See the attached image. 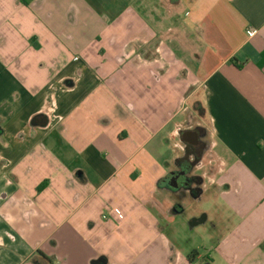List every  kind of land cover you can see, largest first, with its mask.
<instances>
[{
  "label": "crops",
  "instance_id": "crops-1",
  "mask_svg": "<svg viewBox=\"0 0 264 264\" xmlns=\"http://www.w3.org/2000/svg\"><path fill=\"white\" fill-rule=\"evenodd\" d=\"M262 54L264 0H0V264H264ZM193 95L200 184L175 192ZM205 193L219 262L172 238Z\"/></svg>",
  "mask_w": 264,
  "mask_h": 264
},
{
  "label": "rangeland",
  "instance_id": "rangeland-1",
  "mask_svg": "<svg viewBox=\"0 0 264 264\" xmlns=\"http://www.w3.org/2000/svg\"><path fill=\"white\" fill-rule=\"evenodd\" d=\"M199 98L193 95L187 102L188 111L185 127L193 128L198 126L208 135V124ZM185 208L184 217L181 216V218L184 219L186 217L187 222L175 224L176 230H174L172 235L173 242L176 244L178 251L184 254L188 250L190 256V253L195 251L214 257L215 252L210 249L216 243L219 235L223 234V226L225 225V218L228 213L225 199L216 194L205 193L201 201H188ZM203 214L207 215L208 220L205 223L190 227L188 219L200 217ZM215 258L218 262L220 261L217 256ZM205 262L203 261L201 264H205Z\"/></svg>",
  "mask_w": 264,
  "mask_h": 264
},
{
  "label": "flooded vegetation",
  "instance_id": "flooded-vegetation-1",
  "mask_svg": "<svg viewBox=\"0 0 264 264\" xmlns=\"http://www.w3.org/2000/svg\"><path fill=\"white\" fill-rule=\"evenodd\" d=\"M181 138L185 144V155L177 162L176 169L173 170L166 179V184L175 192L195 193L199 189L200 178L193 174L197 164V159L206 148V133L198 126L189 128L181 133Z\"/></svg>",
  "mask_w": 264,
  "mask_h": 264
},
{
  "label": "built area",
  "instance_id": "built-area-1",
  "mask_svg": "<svg viewBox=\"0 0 264 264\" xmlns=\"http://www.w3.org/2000/svg\"><path fill=\"white\" fill-rule=\"evenodd\" d=\"M246 34H247L248 37L251 38V37L255 36L256 31L253 30V29H248V30L246 31ZM103 218H105V217H103Z\"/></svg>",
  "mask_w": 264,
  "mask_h": 264
},
{
  "label": "trees",
  "instance_id": "trees-1",
  "mask_svg": "<svg viewBox=\"0 0 264 264\" xmlns=\"http://www.w3.org/2000/svg\"><path fill=\"white\" fill-rule=\"evenodd\" d=\"M262 58H264V54H262ZM42 188H43V184L38 187V191L41 190ZM190 254L192 256H194V255H196V252L195 251H192Z\"/></svg>",
  "mask_w": 264,
  "mask_h": 264
},
{
  "label": "water",
  "instance_id": "water-1",
  "mask_svg": "<svg viewBox=\"0 0 264 264\" xmlns=\"http://www.w3.org/2000/svg\"><path fill=\"white\" fill-rule=\"evenodd\" d=\"M170 187H172V186L170 185Z\"/></svg>",
  "mask_w": 264,
  "mask_h": 264
}]
</instances>
